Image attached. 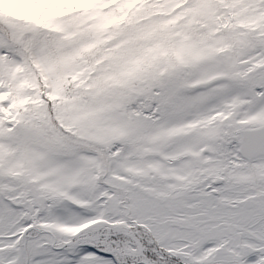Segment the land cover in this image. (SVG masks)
<instances>
[{"label": "snow or ice", "instance_id": "1", "mask_svg": "<svg viewBox=\"0 0 264 264\" xmlns=\"http://www.w3.org/2000/svg\"><path fill=\"white\" fill-rule=\"evenodd\" d=\"M0 264H264V0H0Z\"/></svg>", "mask_w": 264, "mask_h": 264}]
</instances>
